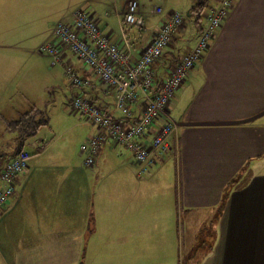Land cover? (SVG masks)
Masks as SVG:
<instances>
[{
	"label": "crops",
	"instance_id": "crops-1",
	"mask_svg": "<svg viewBox=\"0 0 264 264\" xmlns=\"http://www.w3.org/2000/svg\"><path fill=\"white\" fill-rule=\"evenodd\" d=\"M17 1L22 9L26 0ZM129 1L34 0L27 6L35 18L30 37L39 47L52 39L58 23H70L77 10H85L119 41ZM134 1L144 20L143 27L126 29L135 59L169 13L187 18L196 2ZM218 2L197 26L184 18L156 67V80L166 79L175 61L194 48ZM62 59L60 71L70 63L94 83L79 89L61 75L69 93L63 92L62 110L76 116L74 124L90 138L96 128L82 121L72 99L85 95L107 107L113 95L68 51ZM53 104L48 99L43 109L34 103L25 112L15 106L11 118L1 116L5 125L31 110L44 117L32 135L16 136L3 153L27 151L30 158L0 211V264H184V249L195 246V264H264V0H233L209 47L150 130L156 135L166 118L177 124L168 139L171 151L145 173L130 150L110 140L94 165L86 166V155L51 129L46 109ZM44 128L50 138L38 136ZM199 237L205 238L202 245Z\"/></svg>",
	"mask_w": 264,
	"mask_h": 264
},
{
	"label": "built area",
	"instance_id": "built-area-1",
	"mask_svg": "<svg viewBox=\"0 0 264 264\" xmlns=\"http://www.w3.org/2000/svg\"><path fill=\"white\" fill-rule=\"evenodd\" d=\"M232 3L233 0H219L207 15L206 26L194 48L175 61L166 79L160 82L156 80L155 68L184 23L182 14L169 13L136 59L132 55L133 48L126 36V29L131 26L143 27L144 20L134 0L127 3L122 15L119 41L104 34L84 10H77L70 23H58L54 27L52 39L38 48L39 53L50 56L53 63L62 64V56L68 51L90 69L104 86L106 94L113 95V102L107 107L91 103L85 95L72 99V106L80 118L96 128V134L80 147V151L86 155V166L94 165L102 145L108 140L130 150L135 160L143 166L141 173L162 162L171 151L168 139L175 134L177 124L166 118L156 135L151 136L150 130L159 118L164 117V111L175 92L209 47ZM63 66L72 87H94V83L80 77L70 63ZM29 158L25 151L10 158L0 155V210L13 195L16 179L27 168Z\"/></svg>",
	"mask_w": 264,
	"mask_h": 264
},
{
	"label": "rangeland",
	"instance_id": "rangeland-1",
	"mask_svg": "<svg viewBox=\"0 0 264 264\" xmlns=\"http://www.w3.org/2000/svg\"><path fill=\"white\" fill-rule=\"evenodd\" d=\"M26 1L22 4V9L18 7L17 0L0 1L2 8L0 9V153L8 152V145H11L14 138L19 135V129H8L1 116L11 118L12 107L15 106L25 112L35 103L38 108L43 109L48 99L54 101V104L46 109V114L50 117L51 129L65 134V141L69 147L72 148L75 145L74 149L80 151V146L89 139L85 138L87 130L82 132L80 127L74 124H78L79 119L76 116H67L62 110L65 104L63 92L69 96L67 86L61 76L64 70L60 71L61 65L53 63L50 56L40 54L39 40L36 37H30L33 27L29 25L34 23L35 18L32 19L33 12L31 11L28 15L27 6L35 2L34 0ZM216 2L218 1L207 0L206 11ZM184 18L185 21L190 20L193 25L194 18ZM120 26L119 23V28ZM35 32L40 33V30L35 29ZM51 64L54 66L52 67ZM67 82L70 85L68 80ZM51 89L53 92L50 91ZM42 131L39 137L52 134L48 128ZM24 148L30 151L28 144H25ZM73 155L76 157L75 154ZM204 240V237H199V244L202 245ZM199 250L196 246L194 249H184V264L198 262L200 260Z\"/></svg>",
	"mask_w": 264,
	"mask_h": 264
},
{
	"label": "trees",
	"instance_id": "trees-1",
	"mask_svg": "<svg viewBox=\"0 0 264 264\" xmlns=\"http://www.w3.org/2000/svg\"><path fill=\"white\" fill-rule=\"evenodd\" d=\"M214 1H218V0H214ZM206 3H207V0H196L194 7H192L188 11V13L186 14L187 17L194 18L193 23L195 26H197L199 24L200 20H202V14L206 12V9H205ZM162 58H163V55H162ZM158 65H159V63H158ZM155 71H156V68H155ZM37 115H40V117L37 120V122H35L34 118ZM43 117L44 116L42 113L35 112V111L31 110L27 113H24L23 118L21 117L19 122L14 123V124L8 123V125H6V127L8 129H13V128L19 129L18 130L19 131L18 139H21V138H24L25 136L32 135L36 131V129L39 127V125L43 123ZM0 155L3 157H6V158H10V157L14 156V155L9 156L8 154H3V153H0Z\"/></svg>",
	"mask_w": 264,
	"mask_h": 264
}]
</instances>
